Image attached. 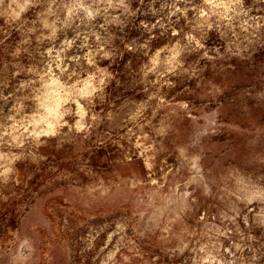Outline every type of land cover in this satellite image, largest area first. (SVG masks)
I'll use <instances>...</instances> for the list:
<instances>
[{
    "label": "rangeland",
    "instance_id": "obj_1",
    "mask_svg": "<svg viewBox=\"0 0 264 264\" xmlns=\"http://www.w3.org/2000/svg\"><path fill=\"white\" fill-rule=\"evenodd\" d=\"M0 264H264V0H0Z\"/></svg>",
    "mask_w": 264,
    "mask_h": 264
},
{
    "label": "bare ground",
    "instance_id": "obj_2",
    "mask_svg": "<svg viewBox=\"0 0 264 264\" xmlns=\"http://www.w3.org/2000/svg\"><path fill=\"white\" fill-rule=\"evenodd\" d=\"M85 82H88L85 79ZM60 83L57 78L52 77L47 80V90L41 101L45 113L39 118L45 121L49 128H53L61 116V106L66 99V95L59 90ZM89 85L87 84L86 89ZM38 119V120H39Z\"/></svg>",
    "mask_w": 264,
    "mask_h": 264
}]
</instances>
